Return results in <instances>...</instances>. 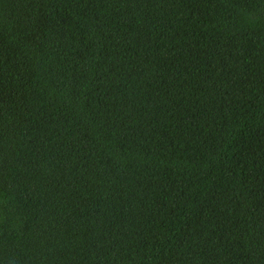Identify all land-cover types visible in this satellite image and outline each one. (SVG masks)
Returning a JSON list of instances; mask_svg holds the SVG:
<instances>
[{
    "label": "trees",
    "instance_id": "trees-1",
    "mask_svg": "<svg viewBox=\"0 0 264 264\" xmlns=\"http://www.w3.org/2000/svg\"><path fill=\"white\" fill-rule=\"evenodd\" d=\"M0 264H264V0H0Z\"/></svg>",
    "mask_w": 264,
    "mask_h": 264
}]
</instances>
